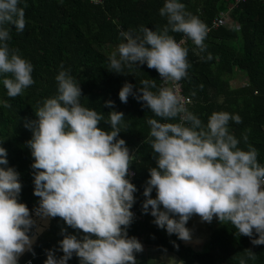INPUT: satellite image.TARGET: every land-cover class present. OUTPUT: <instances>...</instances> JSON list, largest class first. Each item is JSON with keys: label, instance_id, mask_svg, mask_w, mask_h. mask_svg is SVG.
Instances as JSON below:
<instances>
[{"label": "clouds", "instance_id": "clouds-1", "mask_svg": "<svg viewBox=\"0 0 264 264\" xmlns=\"http://www.w3.org/2000/svg\"><path fill=\"white\" fill-rule=\"evenodd\" d=\"M20 2L0 0V76L12 98L34 83L31 62L18 49L10 50L7 43L13 26L18 33L26 27ZM159 14L167 20L162 29L141 26L138 33L121 31V42L108 65L109 72L117 75H124V68L140 71L139 66L145 64L155 69L162 79L159 87L149 78L139 87L125 82L119 99L127 104L131 96L154 116L179 121H147L150 132L143 143L151 146L157 166L148 169L143 213L181 241L192 239L186 225L198 215L202 222L211 223L215 218L223 225L231 223L253 246L264 245V166L258 162L257 149L247 143L251 129L242 135L248 149L243 150L229 130V121L242 123L238 114L213 112L204 125L177 91L190 67L189 49L183 46L184 39L177 42L169 33H182L196 46L195 53L204 50L207 27L179 0H165ZM60 67L56 94L38 101L36 118L26 119L24 124L32 132L26 143L35 161L31 165L34 195L39 198L35 215L58 217L67 225L61 229L58 248L46 250L44 264H68L73 255L80 264H137L136 254L144 248L127 231L134 221L131 209L137 188L128 179L134 154L119 138L124 113L113 110L105 120L102 113L82 106L80 85L70 70ZM104 106L114 108L115 104L109 100ZM101 121L111 130L100 128ZM7 164V150L0 146V165ZM154 190L156 197L152 198ZM21 191L20 174L12 167H0V264H18L21 254L32 251L29 233L36 221L28 206L19 202ZM68 228L82 235L78 238ZM173 244L178 251L179 245ZM57 251L63 255L57 257ZM236 256H240L239 264L257 259L251 249ZM169 264L177 261L170 258Z\"/></svg>", "mask_w": 264, "mask_h": 264}, {"label": "trees", "instance_id": "trees-1", "mask_svg": "<svg viewBox=\"0 0 264 264\" xmlns=\"http://www.w3.org/2000/svg\"><path fill=\"white\" fill-rule=\"evenodd\" d=\"M236 1L179 0L185 4L186 11L198 16L209 29L203 51L196 49L194 53L196 46L192 41L183 45L189 49L187 59L190 67L187 77L181 81L184 94L192 101L188 110L204 125L213 112L226 111L242 118L240 124L229 121V130L240 140L238 147L248 150L242 135L251 129L247 143L257 149L258 162L264 166V0H247L237 5ZM164 2L21 0L19 6L24 8L26 27L24 32L18 33L13 26L7 43L10 50L18 49L21 57L31 62L34 83L21 95L12 98L3 85L4 77L0 76V146L7 150L8 160L7 165L0 167H12L20 174L22 191L19 202L28 206L36 221V226L29 233L32 238L36 234L39 218L34 211L39 198L34 195V170L31 165L35 161L26 143L32 138V132L24 124L26 119L36 118L34 111L38 101L56 94L55 77L63 65L82 89V106L102 113L105 120L113 110L124 113L119 138L126 141L134 154L130 170L135 172L132 183L137 188L134 194L136 203L131 211L138 217H134L127 230L129 237H136L143 248L173 253L184 264H239L240 256L236 255H242L245 249H251L257 255L255 261L247 260V264H264V245L253 246L250 238L239 236L231 223L223 225L214 218L216 226L210 230L207 249L200 250L184 244L174 234L169 236L166 230L153 223L154 217L143 213L144 186L150 178L148 169L157 166L151 146L143 143L150 132L147 121H179H166L154 116L131 96L127 104L119 99V91L125 82L139 87L142 80L149 78L156 80L159 87V73L155 69H149L145 64L139 66L140 71L124 68V75H117L109 72L108 65L111 53L121 42V31L132 29L138 33L141 26L156 30L167 24L166 18L159 14ZM230 11L229 19L233 26L212 28L215 20ZM169 34L177 42L184 38L182 33ZM238 70L244 73V82L235 86L232 81L236 79ZM109 100L114 102V108L104 106ZM6 104H11V107H6ZM99 127L111 130L104 121ZM155 197L154 190L152 198ZM62 228H67L65 222L58 217L53 218L50 229L40 235L31 256L25 261L44 264L46 250L58 248V242L63 239L60 235ZM68 233L78 238L82 235L71 228H68ZM173 242L179 245L178 251ZM56 255L60 257L63 253L57 251ZM68 264H80L78 257L73 255Z\"/></svg>", "mask_w": 264, "mask_h": 264}, {"label": "crops", "instance_id": "crops-1", "mask_svg": "<svg viewBox=\"0 0 264 264\" xmlns=\"http://www.w3.org/2000/svg\"><path fill=\"white\" fill-rule=\"evenodd\" d=\"M39 220L42 219L40 218ZM45 222H47L46 219H44V223ZM215 226L216 225L213 221L211 223L202 222L198 215H194L186 225V227L191 231L192 239L190 241H183V243L187 245H195L194 247L196 248L197 245H200L205 240H207L209 236L208 229L210 228L211 230ZM50 227L48 228V226H46V230L44 232L49 230ZM37 242L32 245V251ZM32 251H25L23 254H21L18 258V263L23 261L25 263V259L31 256ZM170 258H175L177 264H179V257L173 253L165 252L156 248H144L142 253H138L136 261L137 264H151V262H154V264H169Z\"/></svg>", "mask_w": 264, "mask_h": 264}, {"label": "built area", "instance_id": "built-area-1", "mask_svg": "<svg viewBox=\"0 0 264 264\" xmlns=\"http://www.w3.org/2000/svg\"><path fill=\"white\" fill-rule=\"evenodd\" d=\"M245 1H247V0H237V1H236V5L239 4V3H241V2H245ZM230 13H231V11L222 14V17H221L219 20H215V21L213 22L212 28H219V27H221V26H224V27H225V26H226V27H231V26H233V23H232L231 20L229 19V18H230ZM230 23H231V25H228V24H230ZM208 31H209V29H207V32H208ZM183 39L185 40V44H186L188 41H191V40L187 39L186 37H184ZM159 79H160V83H162V79H161L160 76H159ZM177 91H178V94H179V95H181V96L187 98L186 101H185V104H186L187 109H189V106L191 105L192 101H191V99H190L189 97H187V96L184 94V89H183L182 81L179 82V88L177 89ZM189 99H190V101H191L190 103L187 102V100H189ZM130 172L132 173V175H130L128 179L132 182L133 179H134V177H135V172H133L132 170H130ZM134 217H138L137 214H136L135 212H134ZM18 264H33V263H32L31 260H29V261H27V262H25V263H18Z\"/></svg>", "mask_w": 264, "mask_h": 264}, {"label": "rangeland", "instance_id": "rangeland-1", "mask_svg": "<svg viewBox=\"0 0 264 264\" xmlns=\"http://www.w3.org/2000/svg\"><path fill=\"white\" fill-rule=\"evenodd\" d=\"M228 25H231L228 24ZM237 77L236 79H234L232 81V84H234L235 86H239V85H242L243 84V77H244V73H242L241 71L238 70L237 72ZM42 219V218H41ZM208 233H210V228L208 229ZM208 239V238H207ZM192 246H195V245H192ZM197 249H200V250H206L207 249V240H205L203 243H201L200 245H197L196 246Z\"/></svg>", "mask_w": 264, "mask_h": 264}, {"label": "water", "instance_id": "water-1", "mask_svg": "<svg viewBox=\"0 0 264 264\" xmlns=\"http://www.w3.org/2000/svg\"><path fill=\"white\" fill-rule=\"evenodd\" d=\"M52 219L53 218H47L46 219V221L47 222H45V226H38L37 225V229H36V234L32 237V241H33V243H32V245L35 243V242H37V240H38V238L40 237V235H42L43 233H44V231L46 230V226H48V228L51 226V222H52Z\"/></svg>", "mask_w": 264, "mask_h": 264}, {"label": "flooded vegetation", "instance_id": "flooded-vegetation-1", "mask_svg": "<svg viewBox=\"0 0 264 264\" xmlns=\"http://www.w3.org/2000/svg\"><path fill=\"white\" fill-rule=\"evenodd\" d=\"M40 219V217L37 219V225L38 226H45V223H44V219H42V220H39Z\"/></svg>", "mask_w": 264, "mask_h": 264}]
</instances>
